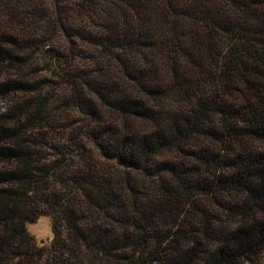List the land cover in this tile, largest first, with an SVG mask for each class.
I'll list each match as a JSON object with an SVG mask.
<instances>
[{
	"label": "trees",
	"instance_id": "1",
	"mask_svg": "<svg viewBox=\"0 0 264 264\" xmlns=\"http://www.w3.org/2000/svg\"><path fill=\"white\" fill-rule=\"evenodd\" d=\"M0 100V264H264V0H0Z\"/></svg>",
	"mask_w": 264,
	"mask_h": 264
},
{
	"label": "rangeland",
	"instance_id": "2",
	"mask_svg": "<svg viewBox=\"0 0 264 264\" xmlns=\"http://www.w3.org/2000/svg\"><path fill=\"white\" fill-rule=\"evenodd\" d=\"M45 1V0H43ZM54 107L58 111V115L54 113L52 115V122L54 126L49 128V142L45 147V152L49 154H55L56 148L61 147V143H65L66 139L74 137V131L79 129L81 125L80 116H76L75 111L65 106V103L60 99L53 103ZM0 108H5V101L0 100ZM83 121V119H82ZM52 124V123H51ZM27 232L33 240L39 245L49 246L52 238V229L50 218L47 215L39 216L34 222L26 225ZM94 264H103L104 260L100 263L93 259Z\"/></svg>",
	"mask_w": 264,
	"mask_h": 264
}]
</instances>
